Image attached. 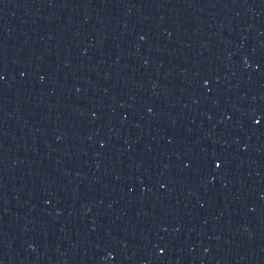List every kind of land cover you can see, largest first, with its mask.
<instances>
[{"label":"water","instance_id":"obj_1","mask_svg":"<svg viewBox=\"0 0 264 264\" xmlns=\"http://www.w3.org/2000/svg\"><path fill=\"white\" fill-rule=\"evenodd\" d=\"M0 264H264V0H0Z\"/></svg>","mask_w":264,"mask_h":264}]
</instances>
